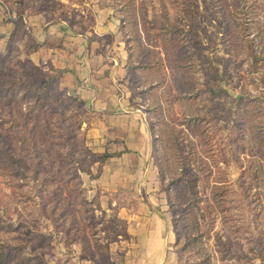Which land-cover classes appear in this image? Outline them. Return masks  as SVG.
<instances>
[{
    "label": "rangeland",
    "instance_id": "1",
    "mask_svg": "<svg viewBox=\"0 0 264 264\" xmlns=\"http://www.w3.org/2000/svg\"><path fill=\"white\" fill-rule=\"evenodd\" d=\"M68 1L81 8L87 0L0 6L78 17ZM110 2L132 60L155 65L128 73L127 84L152 130L163 183L176 182L165 190L175 236L169 264H264V0ZM15 43L0 53L3 85L28 78ZM57 83L42 96L12 82L11 102L0 98L5 264H123L124 249L135 246L130 218L145 212L84 179L81 169L94 175L101 155L86 143L89 114L69 106Z\"/></svg>",
    "mask_w": 264,
    "mask_h": 264
},
{
    "label": "crops",
    "instance_id": "2",
    "mask_svg": "<svg viewBox=\"0 0 264 264\" xmlns=\"http://www.w3.org/2000/svg\"><path fill=\"white\" fill-rule=\"evenodd\" d=\"M66 3H71L78 17L48 18L44 11L17 9H7V14L0 6V53L9 50L10 39L20 49L27 41L36 43L27 58L57 72L59 88L76 98L89 114L83 121L86 143L106 157L99 172H87L84 179L104 197L120 191L121 199L134 202L145 212L140 218H130L127 235L135 246L124 249L123 264H169L175 236L166 212L163 172L149 122L132 102L127 84L128 73L138 68L132 67L136 63L121 30L122 14L110 0H87L81 8L72 1ZM19 18L24 26L21 44L14 36L10 38Z\"/></svg>",
    "mask_w": 264,
    "mask_h": 264
},
{
    "label": "trees",
    "instance_id": "3",
    "mask_svg": "<svg viewBox=\"0 0 264 264\" xmlns=\"http://www.w3.org/2000/svg\"><path fill=\"white\" fill-rule=\"evenodd\" d=\"M12 9L13 10L17 9L19 12L24 11V9L20 6H17V4ZM41 11H43V10L41 8H38L36 11H33V12H41ZM17 21H18V23L14 24L13 32L10 35V38H11V36H14V41L19 40L21 37H23L22 32L24 31V26L22 24L21 19L19 18ZM8 44L12 45L11 39H10ZM36 47H37L36 43L27 41L26 44L23 46V48L20 49V52L23 53V57L19 56V61L21 62L22 67L24 68L23 72H25V70H26V72H27L26 76H28V78H25L24 80H22L18 83L15 82L16 81L15 78H12L11 80H8L5 85L10 84L12 82H14L15 84L24 83L25 85H27V87H30L33 90H36L37 91L36 93L39 92V93H42L41 94L42 96H46L49 92L53 91V89L56 87V83L58 82L59 74L57 72H50L47 69H43L42 66H39V65L32 63L27 58L28 53H30ZM8 52H9V50L6 52V54L3 55V57H5L8 54ZM252 57L257 59L258 56H255L254 54H252ZM140 66H141L140 64L136 63L132 67L133 68H142V69H153L155 67V65L152 66L150 64H144L142 67H140ZM30 78L32 80H30ZM7 79H4V81H6ZM5 85L0 84V98H2V97L6 98L5 103H10L12 92H10V89L8 88V86H5ZM153 86H154V84L151 85V87H153ZM64 98H65L66 102L69 103V106L72 103H75V104H78L82 110H84L81 103L76 98H74L72 96H67L66 94H65ZM105 157H106V154H102L101 156H99L97 158L99 160V164H98L96 174L99 172L100 164L102 163V161L104 160ZM76 161H78V160H76ZM81 170H85L86 172H89V170H87V169L82 168ZM176 181L179 182L180 178H177ZM174 183H176L175 180H171L167 184L162 183V189L167 190L170 187V185L174 184ZM69 185H72V184L70 183ZM7 261H8V257L5 253V250L3 248H1L0 249V264H5ZM106 263L107 264H113V262L111 260L110 261L107 260Z\"/></svg>",
    "mask_w": 264,
    "mask_h": 264
}]
</instances>
